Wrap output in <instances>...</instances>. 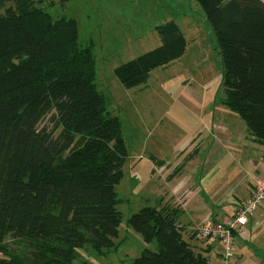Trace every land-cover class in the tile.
Listing matches in <instances>:
<instances>
[{
  "label": "trees",
  "instance_id": "1",
  "mask_svg": "<svg viewBox=\"0 0 264 264\" xmlns=\"http://www.w3.org/2000/svg\"><path fill=\"white\" fill-rule=\"evenodd\" d=\"M195 1L222 58L224 105L264 146V1ZM43 2L0 0V264H73L85 245H120L116 188L129 147L97 89L93 44L83 46L77 21L55 20ZM157 32L160 47L115 70L125 88L184 56L176 22ZM179 214L134 213L128 227L157 248L128 264H209L183 239Z\"/></svg>",
  "mask_w": 264,
  "mask_h": 264
},
{
  "label": "rangeland",
  "instance_id": "2",
  "mask_svg": "<svg viewBox=\"0 0 264 264\" xmlns=\"http://www.w3.org/2000/svg\"><path fill=\"white\" fill-rule=\"evenodd\" d=\"M43 1V8L55 20L66 17L77 21L83 46L93 44L97 89L105 97L109 113L121 122L130 151L116 188L124 201L118 207L123 216L115 239L119 247L96 251L85 245L77 250L73 264H128L146 248H157L155 242L145 244L141 234L128 227L134 213L146 206H159L164 177L158 175L162 173L160 168L154 172L155 163L170 162V172L178 173L199 143L193 138L187 150L178 151L194 127L177 109L190 107L206 123L225 122L236 131L247 126L224 105L222 58L213 30L195 0ZM52 2L54 6H50ZM171 21L185 36L184 56L154 70L144 85L125 88L115 70L160 47L157 28ZM142 154L146 158L137 160L136 165V157ZM8 239L6 243L11 245L12 240ZM221 249L224 251L222 246Z\"/></svg>",
  "mask_w": 264,
  "mask_h": 264
},
{
  "label": "crops",
  "instance_id": "3",
  "mask_svg": "<svg viewBox=\"0 0 264 264\" xmlns=\"http://www.w3.org/2000/svg\"><path fill=\"white\" fill-rule=\"evenodd\" d=\"M177 110L194 127L178 151L187 150L193 138L199 143L178 173L170 172V162L155 163L154 172L160 168L162 173L157 174L164 177L158 209H180L182 236L192 250L208 258L209 264H226L222 245L202 239L196 228L208 218L218 222L234 217L240 205L252 196L255 181L264 180V146L251 137L248 129L236 131L225 122L206 123L190 107ZM144 158L143 154L136 157V165ZM230 262L264 264V204L235 236Z\"/></svg>",
  "mask_w": 264,
  "mask_h": 264
},
{
  "label": "built area",
  "instance_id": "4",
  "mask_svg": "<svg viewBox=\"0 0 264 264\" xmlns=\"http://www.w3.org/2000/svg\"><path fill=\"white\" fill-rule=\"evenodd\" d=\"M262 204H264V180L257 179L252 196L240 205L234 217L218 222L208 218L197 226L196 232L202 239L218 241L224 248L223 257L226 264H232L230 260L234 250L235 236L243 231L248 218Z\"/></svg>",
  "mask_w": 264,
  "mask_h": 264
}]
</instances>
